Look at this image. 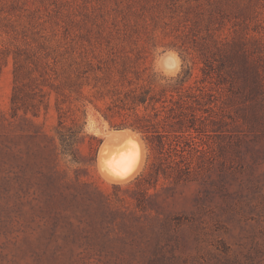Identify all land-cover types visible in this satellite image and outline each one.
Segmentation results:
<instances>
[{"label": "rangeland", "instance_id": "1", "mask_svg": "<svg viewBox=\"0 0 264 264\" xmlns=\"http://www.w3.org/2000/svg\"><path fill=\"white\" fill-rule=\"evenodd\" d=\"M156 45L183 55L207 135L185 180L155 185L150 151L105 183L82 128L164 88ZM0 264H264V0H0Z\"/></svg>", "mask_w": 264, "mask_h": 264}, {"label": "trees", "instance_id": "2", "mask_svg": "<svg viewBox=\"0 0 264 264\" xmlns=\"http://www.w3.org/2000/svg\"><path fill=\"white\" fill-rule=\"evenodd\" d=\"M188 79L178 78L175 83L154 93L150 88L142 87L128 92L119 98L117 107L135 114L132 121H122L113 125L114 129L134 128L141 131L147 140L150 151L157 154L156 161L150 168V176L155 185L160 178L185 180L191 174L190 166L182 165V155L193 149L197 135H207L204 122L198 116L200 105L197 95L187 85ZM141 108L143 116L136 115ZM151 110L152 117L146 112ZM202 113H209V108L202 107ZM203 117V116H202ZM62 143H68L66 136L60 134ZM180 160L177 161L176 158ZM143 178V177H142Z\"/></svg>", "mask_w": 264, "mask_h": 264}, {"label": "clouds", "instance_id": "3", "mask_svg": "<svg viewBox=\"0 0 264 264\" xmlns=\"http://www.w3.org/2000/svg\"><path fill=\"white\" fill-rule=\"evenodd\" d=\"M184 66L185 59L177 49H165L162 45L152 48L151 71L155 82L161 87L175 83ZM82 132L101 140L95 168L97 175L105 183L126 186L140 175L148 162L150 147L144 134L137 129H112L101 134L91 123H86ZM63 160L69 167H75L76 162L71 153H64Z\"/></svg>", "mask_w": 264, "mask_h": 264}]
</instances>
